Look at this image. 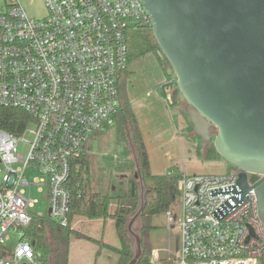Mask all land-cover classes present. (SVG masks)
Wrapping results in <instances>:
<instances>
[{
  "label": "built area",
  "instance_id": "2783aa9c",
  "mask_svg": "<svg viewBox=\"0 0 264 264\" xmlns=\"http://www.w3.org/2000/svg\"><path fill=\"white\" fill-rule=\"evenodd\" d=\"M41 1L45 16L37 19L20 0H0V107L29 120L18 135L0 129V264L40 263L28 235L35 219L68 226L72 162L86 154L92 136L115 124L128 30L151 27L141 0ZM169 86L162 96L168 107ZM239 173L181 175L178 215L165 213L176 234L168 263L258 264L264 257L255 194H241ZM41 201L45 211H36ZM158 256L153 250L152 262H162Z\"/></svg>",
  "mask_w": 264,
  "mask_h": 264
},
{
  "label": "water",
  "instance_id": "95a60500",
  "mask_svg": "<svg viewBox=\"0 0 264 264\" xmlns=\"http://www.w3.org/2000/svg\"><path fill=\"white\" fill-rule=\"evenodd\" d=\"M158 53L169 65L187 103L193 135L240 171L236 184L253 190L264 226V0H141ZM215 130L214 133L211 131ZM248 174L260 178L250 186ZM132 215L127 232L133 257L141 236Z\"/></svg>",
  "mask_w": 264,
  "mask_h": 264
},
{
  "label": "trees",
  "instance_id": "16d2710c",
  "mask_svg": "<svg viewBox=\"0 0 264 264\" xmlns=\"http://www.w3.org/2000/svg\"><path fill=\"white\" fill-rule=\"evenodd\" d=\"M126 42L127 67L120 74L117 83L119 108L114 116V126L116 141L123 146L125 154L129 155L130 147L134 149L137 169L135 164L128 160L130 165L125 190L112 195L100 194L92 189L87 155L82 154L79 159L74 160L66 183L70 194L68 226L62 227L45 216L35 219L28 232L34 247L42 253L39 264H69V245L73 236L96 244L100 249L104 248L114 252L117 254L115 264H127L133 257V239L127 232V224L141 205L140 183H142L143 190V206L134 223V230L141 236L142 255L137 264H151L149 258L151 253L150 233L156 229L153 218L169 210L178 195V181L181 175L167 176V174L155 175L152 173L146 145L127 94L126 84L130 75L129 65L150 53L157 56L160 66L166 74L173 72L169 65H164L166 60L164 57L161 58L158 53V45L151 27H131L127 32ZM166 86L167 84L162 87L161 91ZM177 92L179 93V91ZM178 93L172 95L174 101L179 98ZM181 115L184 117L188 128L185 133L192 134L193 126L188 119L186 110H182ZM28 122V116L24 112L0 107V129L18 135L23 132ZM197 138L199 137H187L191 142ZM195 150L197 155L205 161L220 158L213 143L204 148L196 145ZM236 170L228 164L226 172ZM136 173H138L139 179L135 177ZM259 178V176L250 175V182L255 183ZM113 203L115 208L111 211L110 208ZM75 217H83L89 220L112 219L119 246L113 247L76 232L72 229V221ZM258 264H264V257L258 260Z\"/></svg>",
  "mask_w": 264,
  "mask_h": 264
},
{
  "label": "rangeland",
  "instance_id": "374dc122",
  "mask_svg": "<svg viewBox=\"0 0 264 264\" xmlns=\"http://www.w3.org/2000/svg\"><path fill=\"white\" fill-rule=\"evenodd\" d=\"M20 3L28 17L41 19L45 16V9L41 0H20ZM25 3L29 5L26 8ZM129 71L130 75L126 84L127 94L149 154L152 173L155 175L171 173L184 176L225 173L228 164L223 159L205 161L196 153V145L204 148L212 142L203 144L199 138L192 142L187 139V137L192 138L194 135L193 132L192 134L185 133L188 128L181 111L186 110L187 103L180 92H177L179 91L178 88L176 90L174 74L169 72L173 75L175 83L170 84L168 92L171 96L175 93L179 95L175 101L172 97V104L169 105L171 109H174L175 117L170 114L169 108L162 98L166 91H161V89L167 84L169 77L161 68L157 56L151 53L145 55L143 58L132 62L129 65ZM211 132L214 133V130ZM30 137V134H26L24 139L29 141ZM84 148L88 158L93 191L112 195L125 190L129 174V161L135 164L136 169L137 161L133 148L130 147L129 155H126L123 146L117 143L115 126L104 133L92 136ZM17 150L19 154L25 156L27 146L21 143ZM26 177L31 180L34 174L27 173ZM135 177L139 179L138 173L135 174ZM114 208L113 203L110 210L113 211ZM178 209L179 201L175 199L170 210L173 215H178ZM37 210L45 211L44 202L41 201L37 205ZM165 221V213L153 218L156 229L150 233L151 253L149 258L151 264H170L168 258H172L173 255L163 250L170 247V252H173L176 248L175 231L169 230V233L165 229ZM151 226L153 227L152 224ZM72 229L97 238L100 234L101 225L97 221L75 217L72 221ZM106 237V242H110L109 236L106 235ZM156 249L162 250L158 252V258L163 259L162 262L156 260L152 262V251ZM98 250L100 247L96 244L73 236L69 245L70 264H85V262L93 264L94 254ZM107 252L111 253L109 261L102 260L95 264H115L117 254L110 250Z\"/></svg>",
  "mask_w": 264,
  "mask_h": 264
},
{
  "label": "crops",
  "instance_id": "0c3cea01",
  "mask_svg": "<svg viewBox=\"0 0 264 264\" xmlns=\"http://www.w3.org/2000/svg\"><path fill=\"white\" fill-rule=\"evenodd\" d=\"M24 6L26 8V6H29V5H26V3H25ZM29 11H30V9H29ZM167 76L169 77V80L167 81V83H169L171 85L174 84L175 83V79L173 78V75L168 73ZM168 108H169L170 114L175 117L176 114L174 113V109H171L170 107H168ZM148 156H149V154H148ZM150 166H151V163H150ZM87 220H89V219H87ZM91 221L99 222V224L101 225L100 234H98L97 238L94 237V236H88V235H86V236L91 237V238H93L95 240L101 241L102 243L110 245V246H113V247H118L119 246V241H118V238H117V235H116V232H115L114 221L112 219H110V218H108L106 220L97 219V220H91ZM106 235L109 236L110 242H106V238H107ZM87 242H89V241H87ZM110 254L111 253L107 252V250H105V249H100V250L96 251L95 254H94L93 264H95L97 262H101L102 260H105L106 262L109 261ZM68 261H69V264H70L69 254H68ZM85 264H90V263L89 262H85Z\"/></svg>",
  "mask_w": 264,
  "mask_h": 264
},
{
  "label": "bare ground",
  "instance_id": "6f19581e",
  "mask_svg": "<svg viewBox=\"0 0 264 264\" xmlns=\"http://www.w3.org/2000/svg\"><path fill=\"white\" fill-rule=\"evenodd\" d=\"M165 229L169 232L168 228H167V225H166V221H165ZM170 233V232H169ZM161 252L162 250L160 249H156V252ZM164 252H169L170 251V247L166 248L163 250Z\"/></svg>",
  "mask_w": 264,
  "mask_h": 264
},
{
  "label": "flooded vegetation",
  "instance_id": "af4514ba",
  "mask_svg": "<svg viewBox=\"0 0 264 264\" xmlns=\"http://www.w3.org/2000/svg\"><path fill=\"white\" fill-rule=\"evenodd\" d=\"M161 58H163V56H161ZM200 139V138H199ZM201 140V139H200ZM202 142V141H201ZM203 143V142H202ZM203 144H205V143H203ZM208 144V143H207Z\"/></svg>",
  "mask_w": 264,
  "mask_h": 264
}]
</instances>
